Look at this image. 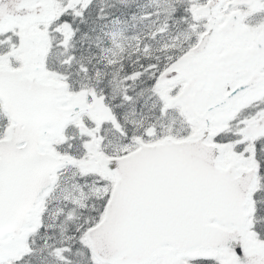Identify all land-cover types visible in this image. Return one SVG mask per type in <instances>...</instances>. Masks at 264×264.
<instances>
[{
  "label": "snow or ice",
  "instance_id": "1",
  "mask_svg": "<svg viewBox=\"0 0 264 264\" xmlns=\"http://www.w3.org/2000/svg\"><path fill=\"white\" fill-rule=\"evenodd\" d=\"M0 264H264V0H0Z\"/></svg>",
  "mask_w": 264,
  "mask_h": 264
}]
</instances>
